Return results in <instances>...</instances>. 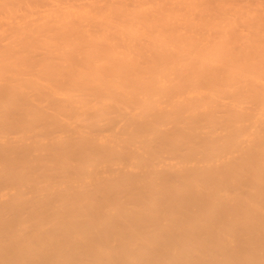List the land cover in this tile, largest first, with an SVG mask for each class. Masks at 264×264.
<instances>
[{
	"label": "bare ground",
	"instance_id": "6f19581e",
	"mask_svg": "<svg viewBox=\"0 0 264 264\" xmlns=\"http://www.w3.org/2000/svg\"><path fill=\"white\" fill-rule=\"evenodd\" d=\"M0 264H264V0H0Z\"/></svg>",
	"mask_w": 264,
	"mask_h": 264
}]
</instances>
